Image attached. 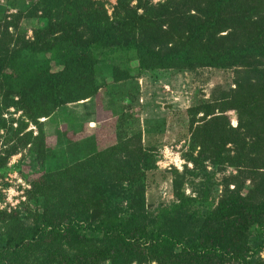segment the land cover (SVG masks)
Returning <instances> with one entry per match:
<instances>
[{
	"label": "trees",
	"instance_id": "16d2710c",
	"mask_svg": "<svg viewBox=\"0 0 264 264\" xmlns=\"http://www.w3.org/2000/svg\"><path fill=\"white\" fill-rule=\"evenodd\" d=\"M38 12L43 26L31 39L9 32ZM115 49L133 54L137 73L230 70L233 88L187 109L182 158L191 169L172 170L169 205L146 208L154 147H143L139 134L120 138L38 172L25 191L29 223L17 211L0 212V264H264V0H115L110 16L92 0H35L0 15V115L19 109L37 128L19 136L18 121L0 176L27 145L39 162L48 158L37 119L94 97L104 85L96 58ZM128 78L113 69L112 82ZM0 129L12 131L1 118ZM225 168L234 174L221 178L214 207L201 209Z\"/></svg>",
	"mask_w": 264,
	"mask_h": 264
},
{
	"label": "rangeland",
	"instance_id": "374dc122",
	"mask_svg": "<svg viewBox=\"0 0 264 264\" xmlns=\"http://www.w3.org/2000/svg\"><path fill=\"white\" fill-rule=\"evenodd\" d=\"M10 1L0 0V15L9 17L16 14L20 6L35 0H12L14 7L8 5ZM92 1L103 4L106 15H111L115 0ZM163 1L150 0L151 4ZM133 5L134 2L129 4L130 7ZM36 15L21 18L17 29L9 28V32L24 40L31 39L32 31L42 27L44 22L38 17L39 12ZM132 55L115 49L111 54L97 56L95 77L104 85L96 95L61 106L49 117L37 119L41 123L45 145L51 152L41 163L27 145L7 159L5 171L0 176V212L9 214L17 211L22 217L20 220L29 223L25 211L33 207L26 204L25 191L29 190V183L39 175L38 172L52 171L69 164L80 155L101 151L132 134L140 135L143 147H154L156 155L155 168L145 173L144 199L147 210L172 202V170L181 173L184 164L191 169V165L182 158L189 141L186 111L199 102L208 101L214 92L233 88L232 72L202 68L195 71L137 73ZM54 68L60 69L59 66ZM115 68L128 70L129 78L112 82ZM225 115L230 126L235 127L234 113L229 111ZM0 118L12 129H0V155L12 144L6 140H14L18 121L25 124L19 136L28 133L32 137L36 135V126L28 122L19 109L9 107L1 112ZM206 171H210V168L206 167ZM234 172L230 168L215 172L210 180L212 184L206 202L202 206L198 205L201 209L214 207L221 191V178ZM247 185L248 182H245ZM182 189L185 195H191L188 186ZM259 255L264 260V251Z\"/></svg>",
	"mask_w": 264,
	"mask_h": 264
}]
</instances>
